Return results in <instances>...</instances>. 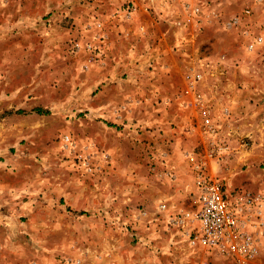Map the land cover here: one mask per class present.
<instances>
[{
  "label": "rangeland",
  "instance_id": "obj_1",
  "mask_svg": "<svg viewBox=\"0 0 264 264\" xmlns=\"http://www.w3.org/2000/svg\"><path fill=\"white\" fill-rule=\"evenodd\" d=\"M202 164L253 256L192 244ZM0 264H264V0H0Z\"/></svg>",
  "mask_w": 264,
  "mask_h": 264
},
{
  "label": "built area",
  "instance_id": "obj_2",
  "mask_svg": "<svg viewBox=\"0 0 264 264\" xmlns=\"http://www.w3.org/2000/svg\"><path fill=\"white\" fill-rule=\"evenodd\" d=\"M195 192L196 208L182 214L180 219L190 226L192 244L222 253L237 250L245 258L253 256V237L241 213L247 202L234 204L227 200L221 183L207 173L203 164L195 167Z\"/></svg>",
  "mask_w": 264,
  "mask_h": 264
}]
</instances>
